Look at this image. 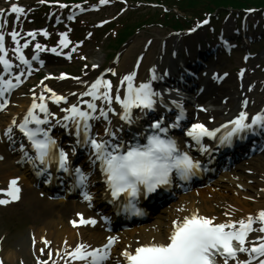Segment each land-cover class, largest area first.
<instances>
[{"label": "snow or ice", "instance_id": "obj_1", "mask_svg": "<svg viewBox=\"0 0 264 264\" xmlns=\"http://www.w3.org/2000/svg\"><path fill=\"white\" fill-rule=\"evenodd\" d=\"M50 2L60 3V0H50ZM100 2L104 3L105 0H100ZM10 7L11 10L17 13L24 12V8L18 4L14 3ZM249 11L252 10L249 9ZM3 12L4 9H0V14ZM39 31H42L45 36L49 35L46 29H40ZM35 32L36 30H31L28 35H34ZM59 35L61 37L59 40L60 45L70 43L67 32H60ZM11 36L13 41L16 42L14 52L18 54L19 60L24 65H28L27 71L30 73L31 62L26 58L17 39L19 33L13 29ZM4 37L5 33L0 31V65L3 68V72H0V109L6 108L9 103L6 93H11L14 88L22 83L21 77L24 74L23 71L13 74L14 62L6 55L7 48L4 44ZM28 43L29 41L25 40L24 47ZM41 47L40 43L35 44L38 51ZM50 50L57 52L58 49L52 47ZM35 58L37 57H33V59ZM93 67H96V65H93ZM108 71L114 72L115 70L109 69ZM5 74H8L7 78ZM67 75V73H61L60 77L63 78ZM135 77L136 72L132 71L121 78V83L127 82V90L123 98L120 89H114L112 81L103 79V74L91 83L85 81L88 91H82L78 95L80 97L90 96L91 99L77 100L69 103L68 107L60 108V111L64 114L59 117L58 113L49 107L48 102L51 101L59 106L62 101H68L69 97L57 93L42 81L43 90L39 94L32 93L33 99L22 119L17 122L16 118L13 117L11 123L5 129V135L11 139L14 134L13 126H15L31 142L39 160L48 163L51 159V149L58 147L55 138L50 135L53 127L52 119L58 117L55 123H63L65 127H68L69 122H71V125L76 129L77 137L82 134L84 137L83 142L90 144L95 149L97 159L101 161V168L107 174L106 179L114 198L119 197L121 193H125L128 197H137L142 191L141 186H143L146 194L159 185L169 184L171 183L173 169H176L179 175L187 180L194 170L200 167V161L193 159L187 151L181 152L174 138H165L160 135V133L168 131L166 127H161L160 120L153 123L152 127L159 131L148 136L147 144L128 146L126 151H121L124 147L123 144L113 143L111 140L97 139L96 137L99 134H92L90 120L98 117L107 118L109 111H116L112 107L113 100L122 105L123 111L120 115L129 123L132 121L131 110L133 107L149 109L154 107L155 100L153 97L158 95L152 87V80L157 78L154 69L152 76L146 81H141L138 86L134 84ZM101 85H103V91L100 90ZM49 93L50 95H48ZM98 100L105 101L107 107L104 104H98ZM81 104H86L87 107L81 108ZM98 108L99 112H97ZM36 109H39V112L35 111ZM40 113H43V115H40ZM181 115H183V110ZM248 117L249 113L247 111H240L232 120L212 129H209L202 122L193 123L188 129V135L199 142L204 135L216 137L218 133H221L220 142L230 143L234 134L250 129L253 125L264 124V111L253 114L251 123L246 122ZM177 119H180V116ZM33 122L35 127H30ZM41 125L47 126L42 127ZM104 131L110 136L117 135L110 127H106ZM38 134H42V136ZM207 147V145H202L201 150L203 151ZM20 149L24 151L25 156H28L23 143L20 144ZM68 156L69 153L64 148H59L60 168L67 170ZM28 158L32 159L31 156H28ZM75 171L79 176V180L83 182L86 178L85 174L79 168ZM18 179L19 177L11 178L9 181L10 186L6 189H0V192H7L11 200L19 199ZM86 198L91 200V195L86 193ZM7 203H9V199H0V204ZM135 210L140 211L138 208ZM78 215L81 219L79 221L74 220L73 224L96 223L94 218H84L82 213ZM225 215L231 214L225 213ZM215 220L216 217L201 215L198 209L193 210L190 215L185 216L182 220L178 218L177 221L173 222L175 227L171 233L170 242L142 244L136 248L134 254L125 250L123 255L128 259L129 264H229V260H234L235 264H253V262L264 264V235H257L249 239L252 232L264 233V208L259 209L256 213H248L239 219H229L223 222H214ZM257 224L259 225L258 229L254 227ZM42 239H44L45 244L51 243L45 238ZM116 239L115 236H109L106 243L96 247L80 243L67 255L73 259L83 261V264H103L109 258L111 246ZM40 251L43 252L44 249L41 248ZM239 253H246L248 259L241 260ZM49 258H51V252ZM39 264H47V262L40 261Z\"/></svg>", "mask_w": 264, "mask_h": 264}, {"label": "bare ground", "instance_id": "obj_2", "mask_svg": "<svg viewBox=\"0 0 264 264\" xmlns=\"http://www.w3.org/2000/svg\"><path fill=\"white\" fill-rule=\"evenodd\" d=\"M167 40H169V39H167ZM159 44H160V40H158L157 46H159ZM135 46H136V44L132 45L128 49L126 54L120 60L119 69H120L121 73L123 72V75L121 77H123L125 74L129 73L130 71L132 72V70L126 71V69H127V66L129 65L128 60L130 59L132 52H134V50H135V48H134ZM159 50H161L162 53H164V51L165 52L167 51V50L160 49L157 47L156 51H159ZM154 52H155V48L151 44L150 47H148L146 49L147 55L145 56L141 66H140V69H139V77L142 78L141 80L147 79L148 68L151 67L153 62H156ZM167 58H171V57L167 56ZM162 63L163 62H161V65H162ZM178 63H179V61H178V58L176 57V58H173L170 62L167 61L165 63V65H166V67L170 66L169 69L172 70V69L176 68ZM57 86H62L63 87L62 89H65V88H67L68 85L60 83V84H57ZM227 91H228L227 87H219V86L215 87L213 83L209 82V86H208L207 90L201 96H199L198 100L200 102H205L207 100H210V102H212L213 104L219 105V103L221 102V94L227 96V93H226ZM231 94H232V96L230 98V102L234 103L233 107H231V110L234 112L239 111L242 108V106L239 104V98L237 99L234 89H233V92ZM253 95L258 96V97L261 96V94H259L258 91L254 92ZM19 101L22 103V105H25L27 102V99H19ZM20 111H21L20 104L17 107L14 106V107H11L8 109L6 115H3V118L5 120V122L3 124H4L5 128H7V126H8L9 118L12 116H15L16 114H19ZM225 117L226 116L222 117L221 119H223ZM0 147H4L2 140H0ZM262 158H264V152L261 155H259V157L257 158L259 161L257 165H259V166L262 165L261 162H264V159H262ZM14 159H17V157H15L11 154L7 155V158L5 159V161L8 163V166H14L15 170H13L9 173H6L4 175L5 177L8 175H11L13 172L21 171L19 169L20 168L19 166L14 165ZM23 172L24 173H23V176H22L23 178H22L21 182L24 185L25 200H28V204H34L33 205V207H35V216L34 217H37L38 221L40 222V220H41V222H42V223L40 222L41 224L39 223L40 225L33 228V231H36L37 233H42L44 228H47L49 231V234L51 236H53L56 241L62 242V235L63 234L60 233L56 228L57 227V223H56L57 219L55 216L59 217V214L63 213L64 211H66V210L71 211L70 210L71 208L76 210L78 208H81L82 205L75 200H69V201L63 200V201L51 202V201H48L45 199L41 200L40 197H37V198L34 197V195H33L34 190H33V185L31 183L30 175H29L27 169H24ZM226 177L227 178L231 177L229 172H227L226 174H224L223 176L218 178L217 184L222 185V187L225 189H230L231 191H233L232 192L233 195H229V196L232 197L233 202L235 204L239 205L240 208H243L245 206L246 201L241 198V194H243L244 191L236 189L230 180H227V182H223V180ZM244 184L248 188V192L252 193V190H251L252 187H249V185L247 183H244ZM260 186L264 187V180L260 182ZM190 192H191L190 194L183 196L180 200L181 205H182L181 206L182 207L181 212L177 213L173 210V208L172 209L171 208H163V209L159 210L158 217L164 218L165 220L170 217V220L168 221L169 223L167 224V227L165 229L160 228V230H159L158 226L154 227V228L150 227V228L146 229V227L143 226L141 228H135V229L129 231V233H136L138 230H141V231H143L141 233L142 240L149 241V238H154L157 236L158 240H162V242H166V240H167L166 237L163 238L164 232L169 233V231L171 229L172 222L175 220L176 217L180 216L179 214H181L182 212H183L182 214H191V212L193 210H195V207H198L201 209L199 213L206 214L204 212L205 208L199 207V206H201V201L204 203L207 201L210 202L212 200H216V201L220 202V198L217 199L216 197H214L210 193L211 188L202 190L200 192V197L199 196L197 197L195 195L197 192L196 189L191 190ZM236 192H238L240 194L239 197L234 196V194ZM26 195H28V196H26ZM218 195L228 197V195H224L222 193H219ZM261 199H262L261 201H258L255 204L254 210L260 209L261 207L264 206V193H261ZM210 209L211 208H209L207 210H210ZM249 209H251V208H246L244 213L253 212L252 210H249ZM163 214H165V216H163ZM165 223H166L165 221L161 222L160 223L161 227L163 225L166 226ZM88 234L90 237H93V236H96V234H102L103 235V232H101L99 229L96 228L93 231L92 230L89 231ZM27 237H28V234L23 236V238H25L26 245L28 244V242L26 240ZM70 238L72 240H75L76 236L73 233H71ZM29 245H30V240H29Z\"/></svg>", "mask_w": 264, "mask_h": 264}, {"label": "rangeland", "instance_id": "obj_3", "mask_svg": "<svg viewBox=\"0 0 264 264\" xmlns=\"http://www.w3.org/2000/svg\"><path fill=\"white\" fill-rule=\"evenodd\" d=\"M165 33H166V30L157 29V28H149L147 30L141 31L137 35H135L129 41V43L126 46H124L122 51L124 53L126 51L127 47L131 46L134 41L139 40L140 45L135 49V52H133L132 56L130 57V59L133 60L135 55L138 52H140L138 50L140 49V47L142 46V42H144V40L146 38L152 37V36L154 37L157 35H164ZM104 39H105V37H104ZM94 49L95 50H93L92 56L95 59H102V58H104V56L107 53L105 50L101 51V50H97V48H94ZM220 66H225V64L220 63ZM25 207H26V205L22 204V208H12L8 212H6V210L2 211V214H5V215L1 216L0 219H3L6 216V218L3 220V226L4 227L9 226V228H11L12 230H18L19 228L22 227L21 232L27 233V226L30 224L31 221H33V219H32L33 217L32 218H25L26 215H24L22 212ZM37 223H38V221H37ZM16 237L17 236H12V238L10 240L11 244H15Z\"/></svg>", "mask_w": 264, "mask_h": 264}, {"label": "trees", "instance_id": "obj_4", "mask_svg": "<svg viewBox=\"0 0 264 264\" xmlns=\"http://www.w3.org/2000/svg\"><path fill=\"white\" fill-rule=\"evenodd\" d=\"M264 0H181V10L193 14H199L214 7L231 5L234 7H247L263 4ZM165 20L174 21V25L180 22V17L174 13L166 14Z\"/></svg>", "mask_w": 264, "mask_h": 264}]
</instances>
